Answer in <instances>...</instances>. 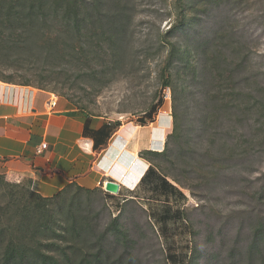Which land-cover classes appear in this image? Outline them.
<instances>
[{
    "label": "rangeland",
    "instance_id": "obj_1",
    "mask_svg": "<svg viewBox=\"0 0 264 264\" xmlns=\"http://www.w3.org/2000/svg\"><path fill=\"white\" fill-rule=\"evenodd\" d=\"M115 2L125 6L131 17L120 64L109 66L106 58H98L88 65L77 50H67L57 62H45L27 52L0 64V84L15 88L29 84L93 116L138 128L139 156L175 188L154 190L157 176L146 180L138 197L143 208L123 205L122 198L108 199L109 213L93 221L100 230L124 209L120 223L138 241L136 264H160L158 248L162 245L171 246L170 252L178 255L176 264H264V240L261 253L253 259L250 253L256 229L264 226V109L260 108L264 102V0H191L187 15L197 23L171 35L166 33L182 13L176 0ZM115 2L110 6L116 8ZM61 38L76 45L74 38ZM207 39L211 40L210 55L220 52L224 62L227 57L236 59L234 82L240 101L225 98L227 92L223 99H216L215 79L203 71L204 55L199 49ZM167 42L190 46V63L199 71L197 77L194 67L176 72L173 89L164 87L161 74L169 54ZM165 114L171 116V125L161 151L153 150L152 132ZM9 191L0 188V208L9 206ZM76 194L72 190L50 205L51 214L57 217L56 228L66 231L74 216L81 219L92 213L87 205L81 208L72 199ZM99 195L89 196L94 214L101 212ZM16 213L13 206L3 219L6 225ZM40 216L42 220L32 222L49 220L43 213ZM16 219L23 220V215ZM163 228L168 234H163ZM159 231L162 238L158 241L154 232ZM53 235L46 232L32 243H57ZM94 239L83 237L75 245L89 248ZM7 241H12L9 233Z\"/></svg>",
    "mask_w": 264,
    "mask_h": 264
},
{
    "label": "trees",
    "instance_id": "obj_2",
    "mask_svg": "<svg viewBox=\"0 0 264 264\" xmlns=\"http://www.w3.org/2000/svg\"><path fill=\"white\" fill-rule=\"evenodd\" d=\"M115 1L0 0V64L4 60L18 59V56L27 52L34 53L33 56L39 55L45 62H57L67 55V50H77L78 56L88 65L98 58H106L109 66L120 64L125 50L123 36L127 32L131 17L127 8L121 3L116 4ZM176 1L177 7L182 9L181 17L177 19L166 35L183 32L188 28L192 29L197 23V19L187 15V11L191 8V0ZM113 2L117 5L116 8L110 6V3ZM62 35L74 38L76 45L71 46L66 43L61 38ZM210 43V39L202 40L199 49L203 50L204 55L203 71H206V76L210 74L215 79L216 99H223L221 98L223 92H227L225 98L230 97V101H240L239 93L236 92L237 84L234 82L236 59L227 57L224 62L219 56L220 52H217V55H210L208 52ZM167 45L169 54L164 61L165 65L161 74L164 87L173 89L175 73L186 72L194 67L189 60L192 57V49L190 46L182 47L178 42H167ZM177 63L180 64V67H177ZM193 72L197 77L198 69L194 67ZM260 105V108L264 109V102ZM174 117L176 124L178 121L176 113ZM121 125L120 122L115 123L116 128ZM174 131L175 133L178 131L176 126ZM146 152L148 155L157 156L160 154L153 151ZM156 176L158 183L153 184L154 190L160 186L165 189L175 188L167 177H159L152 167L149 168L142 182L152 181L151 178H156ZM1 187L10 189L7 195L10 194L11 200L8 207L0 208V264H136L138 262L136 258L138 241L132 238L128 230L120 223L124 209H121L119 214L109 223H105L100 230H98L100 225L97 221L96 224L93 223L96 219L101 220L102 214L109 213L107 205L109 193L103 189L91 190L72 184L56 196L45 198L34 192L29 182L11 184L0 174ZM72 190L77 192L72 199L77 200L81 208L83 205H87V209L92 213L81 219L74 216L73 223L66 231H63L62 227L56 228L57 217L51 214L50 205L56 200L65 198ZM95 193L100 194V214L93 213L94 209L89 198ZM127 203L142 207L137 197L125 201L123 205ZM13 206L15 209L17 208V213L6 225L3 219L8 211H13ZM42 213L49 220L42 223H39L40 221L32 222L37 218L42 220L43 216H40ZM22 215L23 220L16 219L15 221L16 216L22 217ZM24 216L26 217L24 218ZM167 218L164 217L166 220ZM46 232L47 234L53 233L57 243L43 244L40 241L32 243L34 238ZM97 232L98 234H96ZM162 232L164 235L168 234L166 228H163ZM7 233L12 236V241L6 242ZM90 235L95 238L92 247L83 248L75 245V242L78 244V241L83 237L87 238ZM154 236L158 241L162 238L160 231L154 232ZM51 238L53 239V237ZM254 240L255 244L253 243L254 245L250 248L252 259L256 254L262 252L264 226L256 229ZM69 241L72 242L71 245L68 244ZM170 249H172L171 246L164 245L158 248L161 256L160 264H176L178 262V255L170 252Z\"/></svg>",
    "mask_w": 264,
    "mask_h": 264
},
{
    "label": "crops",
    "instance_id": "obj_3",
    "mask_svg": "<svg viewBox=\"0 0 264 264\" xmlns=\"http://www.w3.org/2000/svg\"><path fill=\"white\" fill-rule=\"evenodd\" d=\"M17 88L4 86L0 97L1 175L8 181L29 182L45 198L72 184L95 190L107 182L120 185L118 194L107 192L109 199L125 202L140 196L150 165L139 156L138 128L93 116L59 96L56 109L49 112L46 102L51 93L30 86ZM161 120L152 132L151 147L157 151L162 149L171 116L165 114ZM119 122L122 125L116 128ZM43 144L47 149L39 154Z\"/></svg>",
    "mask_w": 264,
    "mask_h": 264
},
{
    "label": "built area",
    "instance_id": "obj_4",
    "mask_svg": "<svg viewBox=\"0 0 264 264\" xmlns=\"http://www.w3.org/2000/svg\"><path fill=\"white\" fill-rule=\"evenodd\" d=\"M1 85V84H0ZM4 96V93H3V87L1 85V90H0V97H3ZM59 99H58V95L56 94H50L49 95V99L47 100L46 102V109L47 111L49 112H53L56 107H57V103H58ZM43 149H47V144H43L42 148L38 150V153L41 154ZM103 189L105 192H107L105 190V187H106V183H103Z\"/></svg>",
    "mask_w": 264,
    "mask_h": 264
},
{
    "label": "water",
    "instance_id": "obj_5",
    "mask_svg": "<svg viewBox=\"0 0 264 264\" xmlns=\"http://www.w3.org/2000/svg\"><path fill=\"white\" fill-rule=\"evenodd\" d=\"M105 190L113 194H118L120 190V185L116 182H107Z\"/></svg>",
    "mask_w": 264,
    "mask_h": 264
},
{
    "label": "bare ground",
    "instance_id": "obj_6",
    "mask_svg": "<svg viewBox=\"0 0 264 264\" xmlns=\"http://www.w3.org/2000/svg\"><path fill=\"white\" fill-rule=\"evenodd\" d=\"M1 87V86H0ZM169 123V122H168Z\"/></svg>",
    "mask_w": 264,
    "mask_h": 264
}]
</instances>
